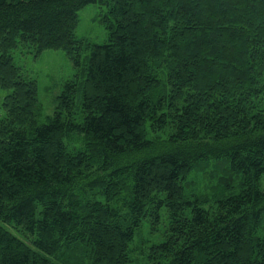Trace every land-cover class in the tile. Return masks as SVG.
Listing matches in <instances>:
<instances>
[{"label": "trees", "instance_id": "trees-1", "mask_svg": "<svg viewBox=\"0 0 264 264\" xmlns=\"http://www.w3.org/2000/svg\"><path fill=\"white\" fill-rule=\"evenodd\" d=\"M17 50L87 51L79 116L37 124ZM0 91V264H264V0H0Z\"/></svg>", "mask_w": 264, "mask_h": 264}, {"label": "rangeland", "instance_id": "rangeland-1", "mask_svg": "<svg viewBox=\"0 0 264 264\" xmlns=\"http://www.w3.org/2000/svg\"><path fill=\"white\" fill-rule=\"evenodd\" d=\"M106 6L95 4L88 5L78 12L79 23L75 35L91 45H103L107 41V29L103 22L106 15ZM87 51L83 54L80 65L73 66L67 59L63 51L47 50L40 55H36L32 50H17L13 53L14 63L19 67L21 73L37 84V98L40 111L37 115V124H45L47 119L52 117L57 106V99L64 90V85L68 82H74L76 85L73 100L75 102V114L79 116L81 91L80 86L83 82V70L86 66ZM6 92L0 91L1 99ZM1 104V100H0ZM77 144L68 146L74 149ZM201 187L206 186L203 178L194 179ZM264 190V180L262 182ZM6 231L12 235L26 240L24 235L17 232L12 226L0 224ZM157 232H150L148 223L144 221L140 233L134 237L132 247L137 249L145 239H153L156 243L164 239L165 222H162L156 228ZM138 254V253H137Z\"/></svg>", "mask_w": 264, "mask_h": 264}]
</instances>
